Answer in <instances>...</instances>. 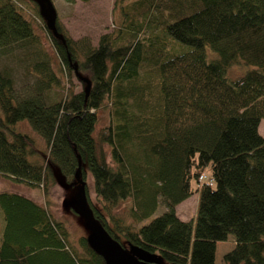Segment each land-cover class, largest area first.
Wrapping results in <instances>:
<instances>
[{"label": "trees", "instance_id": "1", "mask_svg": "<svg viewBox=\"0 0 264 264\" xmlns=\"http://www.w3.org/2000/svg\"><path fill=\"white\" fill-rule=\"evenodd\" d=\"M118 7L113 29L93 46L68 34L51 0H0V56L22 62L16 51L35 45L30 88L16 90L10 68L0 66V174L47 192L58 170L85 190L88 169L103 202V210L92 206L94 222L122 245L124 238L156 253L162 264H214L216 243L232 237L222 264H264V0ZM235 65L252 67L233 75ZM53 87L66 92L47 102ZM101 108L108 122L97 127ZM23 121L47 147L39 158L34 139L17 128ZM193 192L196 218L183 220L175 206ZM123 201L130 221L112 212ZM159 204L164 210L153 216ZM0 207V264H106L87 235L72 243L45 206L3 191Z\"/></svg>", "mask_w": 264, "mask_h": 264}, {"label": "rangeland", "instance_id": "2", "mask_svg": "<svg viewBox=\"0 0 264 264\" xmlns=\"http://www.w3.org/2000/svg\"><path fill=\"white\" fill-rule=\"evenodd\" d=\"M40 0H37V2ZM42 1V0H41ZM55 6L56 14L62 25L68 31V34L73 39H80L84 36L89 37L93 46L97 45L99 36L102 33L109 32L113 29V25L116 23L119 7L118 0H51ZM34 31L39 40L45 45L48 53L54 60L56 57L52 51L44 29L38 24H35ZM34 44L28 45L27 49L22 52L16 51L17 55L24 57V61H18L13 57L14 53L8 56H0V66L6 64L14 77V87L18 91H25L30 88L34 82V75L30 72L27 65L33 61ZM181 49L188 48L186 45L181 44ZM210 50H207V57L212 58L215 54L212 52V56L209 54ZM252 65H244V69L241 65H235L230 68V73L233 75L239 74L242 70L251 68ZM241 72V73H242ZM229 76H232L228 73ZM74 92H78L83 89V85L80 80L73 76L71 78ZM65 88H51L48 91L47 102L53 101L65 94ZM108 122V111L106 108L99 110V118L97 127L103 126ZM17 128L28 133L35 141L36 145V157H40L42 153L47 151V147L44 141L39 135L32 129L27 121H23L17 124ZM258 132L264 138V120L261 119L258 125ZM35 154V155H36ZM35 156H30L31 161H37ZM37 158V159H38ZM211 166L209 165L204 171L207 177L210 176ZM86 183V189L81 190V184L76 182L69 184L65 181V178L58 170H53L52 179L49 182L47 192H44L40 186H32L24 182L15 181L7 176L0 174V193L3 191L16 193L25 196L34 202L45 206L47 210L59 221H61L67 228L69 234V240L72 243H76V240L81 235H88L90 230L85 224V219L82 212L79 209L81 202L85 203V209L89 213V218L94 221L92 217V206L103 210V202L101 198L95 196L94 182L90 171L86 170V175L83 180ZM79 200V203H77ZM130 203L123 201L113 208L112 212L116 217H121L125 221H130V217L127 213V208ZM198 205V192H193L186 200L180 204L176 213L183 220H195ZM164 210V206L159 204L157 210L153 216L160 214ZM146 220L145 222H147ZM4 215L0 207V236L4 227ZM124 246L127 242L122 238ZM233 246V239L229 237L226 241H219L216 243L215 261L214 264H222V255L230 250Z\"/></svg>", "mask_w": 264, "mask_h": 264}, {"label": "water", "instance_id": "3", "mask_svg": "<svg viewBox=\"0 0 264 264\" xmlns=\"http://www.w3.org/2000/svg\"><path fill=\"white\" fill-rule=\"evenodd\" d=\"M41 2L48 3L49 0H42ZM47 21L53 33L56 34L52 19L48 18ZM82 79L87 81L86 78ZM76 175H79L78 171ZM79 183L81 184V190H83L82 182ZM79 209L84 216L86 226L90 230L87 235V242L92 249L103 257L106 264H162V259L158 254L148 252L138 245L131 243L124 246L118 240L111 237L104 228L98 227L89 218V213L85 209L84 202H81Z\"/></svg>", "mask_w": 264, "mask_h": 264}, {"label": "built area", "instance_id": "4", "mask_svg": "<svg viewBox=\"0 0 264 264\" xmlns=\"http://www.w3.org/2000/svg\"><path fill=\"white\" fill-rule=\"evenodd\" d=\"M205 178H206L205 174H201V175L199 176V180H200V181L205 180Z\"/></svg>", "mask_w": 264, "mask_h": 264}, {"label": "crops", "instance_id": "5", "mask_svg": "<svg viewBox=\"0 0 264 264\" xmlns=\"http://www.w3.org/2000/svg\"><path fill=\"white\" fill-rule=\"evenodd\" d=\"M186 200V199H185ZM184 201V200H183ZM182 201V202H183ZM182 202H180L179 204H177L176 206H175V209H177V207L180 205V204H182Z\"/></svg>", "mask_w": 264, "mask_h": 264}, {"label": "flooded vegetation", "instance_id": "6", "mask_svg": "<svg viewBox=\"0 0 264 264\" xmlns=\"http://www.w3.org/2000/svg\"><path fill=\"white\" fill-rule=\"evenodd\" d=\"M80 199L78 198V201H79Z\"/></svg>", "mask_w": 264, "mask_h": 264}]
</instances>
